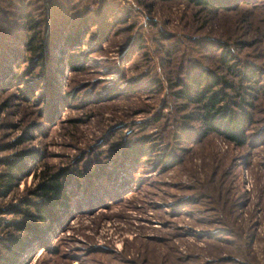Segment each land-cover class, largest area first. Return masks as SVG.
I'll list each match as a JSON object with an SVG mask.
<instances>
[{
    "label": "rangeland",
    "instance_id": "374dc122",
    "mask_svg": "<svg viewBox=\"0 0 264 264\" xmlns=\"http://www.w3.org/2000/svg\"><path fill=\"white\" fill-rule=\"evenodd\" d=\"M64 1L0 0V253L25 236L13 222L30 220L36 183L59 172L78 176L67 208L11 264H264V0ZM64 5L72 24L96 21L57 61ZM29 19L44 66L26 48ZM221 40L258 74L244 144L205 131L171 86L191 61L238 81L206 50Z\"/></svg>",
    "mask_w": 264,
    "mask_h": 264
},
{
    "label": "trees",
    "instance_id": "16d2710c",
    "mask_svg": "<svg viewBox=\"0 0 264 264\" xmlns=\"http://www.w3.org/2000/svg\"><path fill=\"white\" fill-rule=\"evenodd\" d=\"M66 1V0H65ZM64 1V2H65ZM171 1V0H160ZM188 1L199 7H208L213 10H228L231 7L237 6L238 0H184ZM64 11L57 13L56 33H60L65 23H68V27L60 34L58 49L60 55L57 57V61H60L61 54L65 52V48L70 43L79 42L88 33L87 22L89 21L88 14L80 15L76 21V24H72L74 21L72 18H68L65 5ZM90 12L89 9H87ZM116 13V12H115ZM119 15H115L117 17ZM70 17V16H69ZM96 19V18H95ZM94 18L93 20L96 21ZM30 28L35 30L33 34H29L25 39L26 48L31 51V59L37 58V63L45 65V58L43 54L44 41L41 31L36 28V20L29 19ZM78 23V24H77ZM71 24V28L69 27ZM80 24V27H79ZM35 28V29H34ZM55 35V34H54ZM56 44V40H55ZM217 44V43H216ZM218 45V46H217ZM214 45L206 44V50L213 51L218 56L224 68L229 74L238 75V81H233L224 73H218L215 68L208 65L192 63L190 65L182 64L186 68L182 72V77L177 74V81L171 86L175 87L174 93L178 98L187 100L189 103H193L198 108V116L200 121L204 125L205 131H213L217 134L225 137L228 141L234 144H244L247 141L246 131L248 126L252 123L253 116L250 109L252 108L253 99L255 96V84L257 82V76L255 69L251 66L240 67L238 65L234 48L230 44H225L219 41V44ZM209 48V49H208ZM17 55V53H15ZM74 56V54L72 55ZM76 58L70 59L68 65L71 67H77ZM10 75L18 79L21 75H17L16 71L12 72L9 69ZM54 71H45L42 75V80L49 86L53 84ZM53 86V85H52ZM52 88V87H51ZM29 151L18 152V159L9 160V164L13 169L12 172H8L7 180H11L17 176L16 173L23 171L25 165L24 159ZM24 158V159H23ZM108 173L106 176H109ZM79 175V174H78ZM78 177V176H77ZM76 175H64V173L54 172L52 174H44L39 182L36 183L33 193L38 197L32 204V211L28 212L30 220H18L13 224L16 229L25 231V236H11L7 241L3 243L6 253H0V264H11L14 261V257L20 253L26 245L35 237L43 233L48 229L50 224L55 220L57 211L65 210L68 206V201L71 196L70 183L77 179ZM9 183H5L8 185Z\"/></svg>",
    "mask_w": 264,
    "mask_h": 264
}]
</instances>
